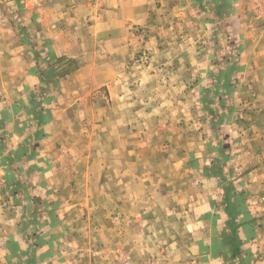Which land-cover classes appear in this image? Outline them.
I'll list each match as a JSON object with an SVG mask.
<instances>
[{
  "label": "rangeland",
  "instance_id": "1",
  "mask_svg": "<svg viewBox=\"0 0 264 264\" xmlns=\"http://www.w3.org/2000/svg\"><path fill=\"white\" fill-rule=\"evenodd\" d=\"M7 1L0 0V28ZM243 1L256 23L241 76L222 68L200 82L198 57L218 36L198 0V19L187 31L178 33L170 20L157 31L133 26L131 57L116 79L88 90L77 100L85 103L79 112L68 110L54 167L61 180L56 195L70 208L62 245L77 264H200L203 240L216 229L200 223L195 209L199 194L213 186L198 170L218 182L224 211L247 205L245 223L264 221V17ZM172 43L178 50L166 53ZM65 67L74 69L69 61ZM199 154L211 161H198ZM5 191L0 182V223L10 209Z\"/></svg>",
  "mask_w": 264,
  "mask_h": 264
},
{
  "label": "crops",
  "instance_id": "2",
  "mask_svg": "<svg viewBox=\"0 0 264 264\" xmlns=\"http://www.w3.org/2000/svg\"><path fill=\"white\" fill-rule=\"evenodd\" d=\"M197 1L5 3L7 20L0 28V182H6L10 208L5 209L6 216L0 223V257L5 264H77L62 245L65 212L70 208L56 195L61 180L54 167L68 110L79 112L85 103L77 100L88 90L105 84L109 88V82L116 79L117 68L131 57L133 26L157 31L170 20L182 33L198 19L194 9ZM204 2L208 8L202 16L213 21L214 38L218 39L215 43L206 41L204 49L209 54L198 57V65L204 68L200 82L209 80L208 72H221L222 68H235L241 76L248 65L246 54L251 40L247 36H251L256 22L245 12L243 0ZM179 23L184 28H178ZM160 32L156 34L161 37ZM174 44H167L164 51L178 50ZM67 61L74 69L64 72ZM193 109L196 107H188ZM199 155L198 161H211L207 155ZM197 172L213 186L211 191L199 194L195 209L203 219L200 223L209 222L216 229L203 240L198 251L200 264H264V221L245 223L242 215L249 210L247 205L235 217L239 223L238 248L212 249L219 243L220 233L229 229L230 217L222 209L223 191L218 182ZM246 227H250L248 231Z\"/></svg>",
  "mask_w": 264,
  "mask_h": 264
},
{
  "label": "trees",
  "instance_id": "3",
  "mask_svg": "<svg viewBox=\"0 0 264 264\" xmlns=\"http://www.w3.org/2000/svg\"><path fill=\"white\" fill-rule=\"evenodd\" d=\"M230 206V205H229ZM229 206H227L226 205V211H227V214H228V216L230 217V220H229V228H232V227H234L233 228V234H225V235H223L222 236V238L221 239H219V243H214L215 244V246L213 245V248L212 249H215L216 248V246H220V247H226V246H228V248H231V249H236V248H238V246H239V244H240V240L236 237V232H235V222H234V220H235V217H236V215L235 214H238L239 213V211H240V209H239V211L237 210V208H230L229 209ZM235 210H237L236 211V213H235ZM234 237H236V239H237V242H234L233 241V243L230 241L232 238H234ZM214 240H215V238H214ZM217 241V240H216Z\"/></svg>",
  "mask_w": 264,
  "mask_h": 264
},
{
  "label": "built area",
  "instance_id": "4",
  "mask_svg": "<svg viewBox=\"0 0 264 264\" xmlns=\"http://www.w3.org/2000/svg\"><path fill=\"white\" fill-rule=\"evenodd\" d=\"M246 8L257 16L264 17V0H245ZM4 20L3 14L0 12V22Z\"/></svg>",
  "mask_w": 264,
  "mask_h": 264
}]
</instances>
